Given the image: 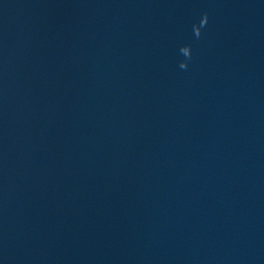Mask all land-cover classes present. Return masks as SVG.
Listing matches in <instances>:
<instances>
[{
	"label": "water",
	"instance_id": "1",
	"mask_svg": "<svg viewBox=\"0 0 264 264\" xmlns=\"http://www.w3.org/2000/svg\"><path fill=\"white\" fill-rule=\"evenodd\" d=\"M0 264H264V0H0Z\"/></svg>",
	"mask_w": 264,
	"mask_h": 264
},
{
	"label": "clouds",
	"instance_id": "2",
	"mask_svg": "<svg viewBox=\"0 0 264 264\" xmlns=\"http://www.w3.org/2000/svg\"><path fill=\"white\" fill-rule=\"evenodd\" d=\"M207 22V13L202 14V17L200 19L199 25H193V31L194 34L199 37L200 36V29L206 25ZM179 52L185 57V60H181L179 62V67L181 69L187 68V61L191 59V52L190 47L185 45L180 47Z\"/></svg>",
	"mask_w": 264,
	"mask_h": 264
}]
</instances>
